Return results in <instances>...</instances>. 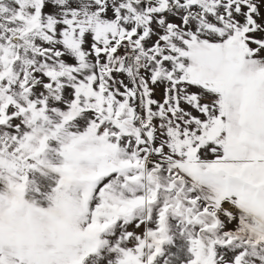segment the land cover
Returning a JSON list of instances; mask_svg holds the SVG:
<instances>
[{
  "label": "snow or ice",
  "instance_id": "snow-or-ice-1",
  "mask_svg": "<svg viewBox=\"0 0 264 264\" xmlns=\"http://www.w3.org/2000/svg\"><path fill=\"white\" fill-rule=\"evenodd\" d=\"M0 264H264V0H0Z\"/></svg>",
  "mask_w": 264,
  "mask_h": 264
}]
</instances>
